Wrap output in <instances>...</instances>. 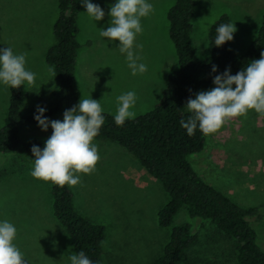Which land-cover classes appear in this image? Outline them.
I'll return each instance as SVG.
<instances>
[{
  "label": "rangeland",
  "instance_id": "374dc122",
  "mask_svg": "<svg viewBox=\"0 0 264 264\" xmlns=\"http://www.w3.org/2000/svg\"><path fill=\"white\" fill-rule=\"evenodd\" d=\"M177 0H147L154 11L141 19L143 31L133 51L147 65V71L133 76L119 41L101 37L110 26L108 15L116 0H91L104 11L95 21L84 5L79 13L76 78L81 98L99 101L103 111L116 114V97L134 91L135 117L154 108L168 84L169 73L179 66L169 35L168 11ZM191 39L196 55H208L209 29L223 13H229L236 31L229 46L244 54L257 37L263 22L264 0H195ZM60 15L59 0H0V49L11 47L14 54H25L26 70L36 74L35 83L25 82L21 111L35 115L37 107L46 109L49 120L63 121L64 111L48 113L55 103L60 79L49 68L48 49L56 43L54 25ZM55 72V70H54ZM11 87L0 83V129L8 121ZM38 122L20 125L17 151L0 153V222L8 220L16 230L13 241L28 264H71L77 254L68 233L53 210L50 182L32 177V151L25 143L37 139L44 145L52 134ZM100 160L95 171L81 175L80 183L70 187L76 210L89 220L104 224L103 255L97 264H152L163 254L173 227L194 222L196 243L182 257L183 264H239L232 240L209 220L193 218L186 206L169 227L159 224L158 213L170 196L163 183L152 176L138 158L122 145L95 138ZM194 169L210 184L243 207L258 206L257 216L249 217L264 249V116L249 111L247 116L230 120L209 135L205 149L189 157Z\"/></svg>",
  "mask_w": 264,
  "mask_h": 264
},
{
  "label": "trees",
  "instance_id": "16d2710c",
  "mask_svg": "<svg viewBox=\"0 0 264 264\" xmlns=\"http://www.w3.org/2000/svg\"><path fill=\"white\" fill-rule=\"evenodd\" d=\"M82 5L81 0H59L60 15L54 25L56 43L46 53L47 62L53 65L60 79L54 107L48 111L50 114L71 109L80 101L76 65L81 47L78 18ZM195 6V0H177L168 11L169 35L179 66L169 73L160 101L150 111L126 120L122 126L116 125L114 114L103 111L104 124L95 138L122 145L163 183L170 200L158 213L160 226H171L178 211L186 206L191 217L211 221L231 238L239 264H264V249L257 243V231L248 219L257 216L259 207L239 205L197 173L189 157L205 149L208 136L198 128L189 136L180 124L191 115L186 107L187 100L195 98L200 91L213 88L214 76L227 68L235 75L252 60L260 58L264 51V15L257 37L244 54L238 55L229 42L219 47L214 44L216 28L231 23L229 13L221 14L209 29V53L200 58L191 39ZM213 65L217 67L216 72H212ZM24 96L25 85L11 88L9 121L0 129V153L17 151L21 143L20 125L37 122L34 115L22 113ZM33 145L41 149L45 146L37 139L25 143L30 151ZM51 185L54 214L66 229L76 253L83 250L93 264H97L104 252L105 225L89 220L76 210L69 186ZM193 225L190 221L174 226L163 254L152 264H183V254L197 241Z\"/></svg>",
  "mask_w": 264,
  "mask_h": 264
},
{
  "label": "clouds",
  "instance_id": "9594fccd",
  "mask_svg": "<svg viewBox=\"0 0 264 264\" xmlns=\"http://www.w3.org/2000/svg\"><path fill=\"white\" fill-rule=\"evenodd\" d=\"M89 18L101 21L105 11L91 0H81ZM154 11L147 0H116L108 13L110 20L106 30L101 29L99 35L110 41H119V51L126 55L128 67L133 76L147 71V65L138 63L141 57L133 51L134 45L142 49V44H135L136 37L143 31L141 19ZM235 24H220L216 28L214 44L221 46L233 40ZM25 54H14L11 47L0 49V83L11 88H20L27 82L35 83L36 74L25 68ZM56 76L57 73L49 68ZM217 67L212 66V72ZM214 87L200 91L195 98H189L186 107L191 115L181 120V126L189 136H193L197 128L204 136L217 133L226 122L235 118L246 117L249 111L264 116V51L259 59L251 63L235 75L227 68L222 74L214 76ZM137 100L134 91H128L116 97L118 105L114 121L122 126L126 120L134 118L131 109ZM46 109L37 107L34 119L42 130L52 128L51 136L41 149L33 145L34 166L31 175L37 180L51 182L59 187L65 185L75 187L81 175L95 171L100 160L97 145L93 143L104 124L103 108L98 100L81 98L79 103L63 113V121L49 120L44 116ZM17 230L8 220L0 222V264H28L24 254L13 242ZM71 264H93L83 250L69 256Z\"/></svg>",
  "mask_w": 264,
  "mask_h": 264
},
{
  "label": "crops",
  "instance_id": "0c3cea01",
  "mask_svg": "<svg viewBox=\"0 0 264 264\" xmlns=\"http://www.w3.org/2000/svg\"><path fill=\"white\" fill-rule=\"evenodd\" d=\"M82 6H83V5H82ZM193 14H194V13H193ZM78 19H79V18H78ZM217 19H218V18H217ZM217 19H216V20H217ZM216 20H215V21H216ZM215 21H214V22H215ZM169 25H170V24H169ZM208 46H209V44H208ZM194 48H195V47H194Z\"/></svg>",
  "mask_w": 264,
  "mask_h": 264
}]
</instances>
